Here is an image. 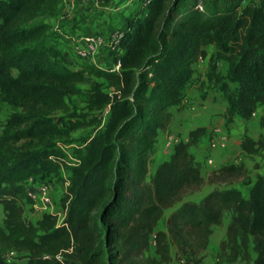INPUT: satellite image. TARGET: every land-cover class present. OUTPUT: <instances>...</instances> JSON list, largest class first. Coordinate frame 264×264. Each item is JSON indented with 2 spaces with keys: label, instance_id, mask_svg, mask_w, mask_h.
<instances>
[{
  "label": "trees",
  "instance_id": "1",
  "mask_svg": "<svg viewBox=\"0 0 264 264\" xmlns=\"http://www.w3.org/2000/svg\"><path fill=\"white\" fill-rule=\"evenodd\" d=\"M63 0H0V103L14 112L0 132V264H201L213 226L230 213L226 239L216 264L247 259L264 264V177L257 176L248 196L234 188L215 189L199 202L184 201L201 189L204 179L189 152L204 128L188 132L147 182L148 163L160 132L172 123L170 109L193 77V66L206 56L205 47L219 43L233 30L246 28V43L264 50V0H148L124 18L116 51H107L111 66L89 63L73 69L50 44L54 37L45 19L56 17ZM249 56H245L247 59ZM119 63L118 71H109ZM90 81L87 108L108 110L103 129L94 134L60 199L65 216L42 214L35 223L23 218L24 184L53 169L48 147L60 135L56 111L68 112L67 99ZM242 117L250 119L264 104V60L250 89L238 95ZM1 108V107H0ZM76 117V116H75ZM69 119V130L91 126L80 117ZM240 148L256 152L258 141L244 137ZM242 165H225L210 174L212 183H228L244 175ZM171 210L165 230H157ZM154 245V256L146 253ZM255 256L251 260L249 248ZM9 254L22 255L11 261Z\"/></svg>",
  "mask_w": 264,
  "mask_h": 264
},
{
  "label": "rangeland",
  "instance_id": "2",
  "mask_svg": "<svg viewBox=\"0 0 264 264\" xmlns=\"http://www.w3.org/2000/svg\"><path fill=\"white\" fill-rule=\"evenodd\" d=\"M250 3H255V1L248 0L243 4V7ZM116 30L118 29L113 31ZM64 35L66 38L59 34L57 29L51 41L60 39L57 44L61 46L62 42L68 43L75 37L74 34L70 33ZM247 35L248 30L246 28L233 30L223 37L219 43L205 47V58L199 59L193 66V77L183 89L180 102L170 109L172 114L171 125L166 131L159 133L154 152L148 163L147 182L154 174L156 167L170 155L171 150H168L165 146L166 139L171 136L178 141H186L188 132L197 127H202L205 130L203 136L198 140L197 146L191 147L189 152L199 165L204 183L200 190L188 193L184 201L199 202L215 189L234 188L245 195L255 178L264 170V104H256L251 118L245 119L242 117L237 103L240 91L250 89L258 79L261 73V64L264 60V50L247 45ZM98 53L93 60L98 64H106H102V66H111L113 59H106L99 56ZM246 55L249 57L244 59ZM90 62L93 61L90 59L80 63L73 60L76 68L96 67L95 65L91 66ZM87 79L85 83L79 85L81 93L67 99L68 112L56 111L53 114L55 120L61 119L57 124L61 134L48 138L42 145H36V149L49 146L50 161L54 167L44 172L42 178L38 180L48 183L54 189L53 211L61 214V219L64 215L60 203V199L64 194V182L69 177L71 167L77 164L79 151L84 150L86 142L103 129L108 118V110L98 112L89 111L87 108L90 81L101 83L102 89L106 92L111 90L107 86L108 83L93 75L87 76ZM0 107L1 132L7 119L18 110L5 102H1ZM75 116L80 117L85 122L94 120L95 123L71 131L67 122L69 119H77ZM215 129H218L219 132L217 133ZM222 133L226 135L224 141L215 147H210L211 141L216 140V137ZM244 137L252 141H258L259 148L256 152L248 154L242 151L240 144ZM209 160H212V162L209 163ZM230 164L244 167L245 172L242 178L233 179L228 183H212L209 181L212 171ZM21 204L23 206V218L26 221L35 223L41 218L42 214L35 212L30 203L21 200ZM170 212L171 210H168L164 213L163 218L157 225V230H165V220ZM4 217L5 212L0 204L1 228L3 227ZM229 220L230 213H225L223 224L213 229V235L211 236L213 239L219 237L224 223ZM249 253L252 260L255 254L251 247ZM146 255L154 256L153 241H151L150 249ZM204 255L205 258L206 251ZM22 257L20 254L8 255V259L11 261H21ZM182 260L187 262L190 257L183 256ZM241 263L251 264V261L241 259ZM170 264H177V262L175 260Z\"/></svg>",
  "mask_w": 264,
  "mask_h": 264
},
{
  "label": "crops",
  "instance_id": "3",
  "mask_svg": "<svg viewBox=\"0 0 264 264\" xmlns=\"http://www.w3.org/2000/svg\"><path fill=\"white\" fill-rule=\"evenodd\" d=\"M140 1L141 0H63L58 15L53 18L45 19V22L51 26V31L54 34L58 29V33L62 34L64 38H66L64 34L68 33L74 34V38L94 34L102 35L104 43L99 49L98 55L107 59L106 54L107 51H109L110 34L113 30L123 26L125 17L130 16L134 11L140 8L142 3V1ZM52 41L50 44L55 45L62 52L66 59L71 62V67L73 69H77L73 60L83 63V60L79 59L73 51V43L71 41L68 43L62 42L61 46L57 44L60 39H53ZM92 63L98 64L95 60ZM102 64L105 63H99L98 65L102 66ZM258 176L264 177V170L259 173ZM248 194L249 191L244 196L247 197ZM228 223L229 221L224 223L219 237L214 239L211 236L213 235V229L217 226L212 227V234L209 237L206 249V257L201 264H216L220 254V244L226 239V228ZM175 252L176 249L172 247V261H175ZM176 262L177 264H185L184 260ZM221 264L242 263L241 259L238 258L234 262L223 261Z\"/></svg>",
  "mask_w": 264,
  "mask_h": 264
},
{
  "label": "built area",
  "instance_id": "4",
  "mask_svg": "<svg viewBox=\"0 0 264 264\" xmlns=\"http://www.w3.org/2000/svg\"><path fill=\"white\" fill-rule=\"evenodd\" d=\"M142 2L146 3L148 0H141ZM121 34L118 30L113 31L110 34V45L109 50L116 51L118 41ZM73 43V51L77 55V57L83 61L90 60L94 62L93 58L98 53L99 49L104 43V38L102 35L94 34V35H87L84 37L79 38H72ZM92 63V62H91ZM120 65L118 62H116L115 65L112 67H109V71H118ZM215 131L218 133L219 130L215 129ZM223 134V135H222ZM217 134L216 140H212L210 143V147H215L218 144L222 143L224 139L226 138L225 133ZM178 142V140L173 139V137L169 136L168 139L165 141V146L168 148V150H171L173 146ZM212 160H209V163H211ZM69 186V181L66 180L63 185V192H66L67 187ZM25 192L28 196V198L31 201V206L34 209L35 212L40 214H54L58 216L59 221L61 222L65 216V211L63 218L61 219V214L58 212L53 211V194L54 189L52 186H50L48 183L41 182L39 180L30 178L28 179L25 184Z\"/></svg>",
  "mask_w": 264,
  "mask_h": 264
}]
</instances>
